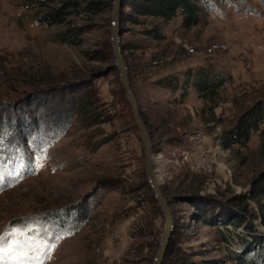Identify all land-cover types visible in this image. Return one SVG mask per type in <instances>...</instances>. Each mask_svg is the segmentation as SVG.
<instances>
[{
	"label": "rangeland",
	"instance_id": "374dc122",
	"mask_svg": "<svg viewBox=\"0 0 264 264\" xmlns=\"http://www.w3.org/2000/svg\"><path fill=\"white\" fill-rule=\"evenodd\" d=\"M89 1L0 0V117L26 110L35 93L61 102L72 85L91 86L109 116L91 126L75 119L46 139L35 125L12 134L19 119L14 114V129L0 130V233L30 220L59 225L60 238L43 264H152L165 219L114 64L111 0H98L103 4L95 13L86 10ZM197 4L200 21L190 27L179 11L170 20L121 19L120 42L149 129L155 174L173 213L167 251L180 248L196 253V261L235 264L230 257L241 252L240 238L264 234V196L257 191L264 175V121L245 146L224 148L222 138L245 109L264 102V0ZM59 6L65 7L60 22L38 20ZM199 71L218 81L226 77L213 100L196 92ZM161 79L171 83L158 84ZM6 104L11 107L4 111ZM199 201L213 205L214 221L206 223ZM225 206L244 220H217Z\"/></svg>",
	"mask_w": 264,
	"mask_h": 264
},
{
	"label": "trees",
	"instance_id": "16d2710c",
	"mask_svg": "<svg viewBox=\"0 0 264 264\" xmlns=\"http://www.w3.org/2000/svg\"><path fill=\"white\" fill-rule=\"evenodd\" d=\"M205 1L206 0H121L122 6L120 10V20L123 19L134 24L139 22V16L160 17L165 20H170L173 16L176 15V12L179 11L183 17V26L190 27L198 24V22L200 21L199 6L197 3H203ZM99 2L98 0H90L89 4L86 7V10L91 11L93 13L99 11L100 8H98L97 6ZM100 4L103 3L100 2ZM108 5L112 7V0L109 1ZM126 8L127 10H125ZM64 13L65 7H54L40 15L38 17V20L45 22V24L57 23L61 21V15ZM146 33L152 35L156 39L160 37L158 32H152V30H146ZM64 39L67 40L68 38ZM121 49L123 52L122 44ZM196 74L197 75L195 76L194 87L196 89L197 94L203 99L213 100L215 98L218 87L222 84V81H224L226 77L224 79L220 78L221 80L218 81L217 79L219 77L217 75L211 74L210 72L206 73L204 71H199ZM88 79L91 78L88 77ZM161 82L168 84L171 83L166 81V79H161L158 81V84H160ZM39 83L41 84V82ZM38 87H42V85L36 86V88ZM65 89H68L67 97L61 102L57 101L54 104V102H52L54 98L52 96L53 94L50 95L49 93L48 97H43V95L40 96L35 93V96L37 97H31L30 103L26 107V110H19L18 113L9 112V110H7L8 113L2 112L3 118L0 117V130H2V127H6L7 129H14L12 128L13 124L11 121L15 119V115L19 118H16L18 121V126H15L16 129L11 131L12 134H16V136L19 137L20 133L18 132L22 131V128L28 126L27 128L30 129L31 125H35L37 132H43L46 139L52 138L59 131L67 129L75 119L79 120L80 123L85 126L96 125L109 120L108 114L106 113V111L102 110L101 104L99 103L91 86L88 88L86 86L82 87L80 85H72ZM33 90L37 89L34 88ZM184 95L186 96L185 88L180 93L181 97H183ZM3 102L5 104L8 101ZM0 104H2L1 101ZM8 105L10 104H6V107L3 108L4 111L6 108L9 109V107H11ZM141 116L143 115L141 114ZM143 121L147 126V123L144 119ZM263 121L264 102L259 100L247 109H245L239 115L236 124L228 132H226V135L222 138L223 147L230 148L233 145H238L239 147L247 145L250 141L252 134L261 129L260 126ZM35 138L36 137L31 140L32 144L37 148L39 144L38 140ZM257 180V191L260 195L264 196V175H260ZM145 186L147 185L145 184ZM161 189L167 199L165 191L162 187ZM154 200L156 201V203H158L156 197ZM199 202L200 203L196 202V205L201 210V216L209 217L210 214L213 213V210H210L213 205L201 201ZM159 208L160 207L157 206V210L160 213L161 211H159ZM228 208V206H225L223 210L220 211V218H218L217 220L222 219V216L225 217L223 219V224L225 225L230 223L237 225L244 220L243 217H232V214H230ZM208 210H210V213L208 212ZM217 213L218 211L214 214L216 215ZM260 214L262 222L264 224V203L261 204ZM203 218L207 219V217ZM214 220L215 219H211L209 217V219L205 221H207L206 223H208ZM251 237V239H247L244 237L240 238L239 241L241 252H234L230 257V259L235 264H261L262 262L264 263V234H255ZM167 249L163 262L165 261V257L168 254V256L170 255L168 259V262L170 261V264H225V262L217 259H202L200 261H196L193 259V256L196 253L192 251H182L180 248L171 249L168 251Z\"/></svg>",
	"mask_w": 264,
	"mask_h": 264
},
{
	"label": "water",
	"instance_id": "95a60500",
	"mask_svg": "<svg viewBox=\"0 0 264 264\" xmlns=\"http://www.w3.org/2000/svg\"><path fill=\"white\" fill-rule=\"evenodd\" d=\"M121 6H122L121 0H112L110 41L114 55V64L119 72L120 83L125 91L126 98L130 104L132 117L138 129L139 137L143 145L144 170L147 177V181L150 188L152 189L154 196L157 199L158 205L165 219L164 227L159 241V246L158 249L156 250L152 262V264H162L166 253V249L168 247L174 229V220L169 202L166 199L161 189L160 182L157 180L155 174V170L153 167L152 144H151L149 131L141 117L137 99L131 87L128 67L121 49V42H120Z\"/></svg>",
	"mask_w": 264,
	"mask_h": 264
},
{
	"label": "snow or ice",
	"instance_id": "6c2138e0",
	"mask_svg": "<svg viewBox=\"0 0 264 264\" xmlns=\"http://www.w3.org/2000/svg\"><path fill=\"white\" fill-rule=\"evenodd\" d=\"M0 179H3L2 173ZM20 233L24 234L23 239L18 238ZM60 235L59 225L47 222L30 220L12 225L0 233V264H43L41 258H48ZM36 241H43V245H36Z\"/></svg>",
	"mask_w": 264,
	"mask_h": 264
}]
</instances>
